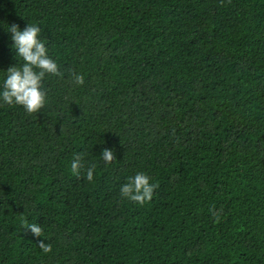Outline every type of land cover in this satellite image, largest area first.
I'll return each instance as SVG.
<instances>
[{
	"label": "trees",
	"instance_id": "1",
	"mask_svg": "<svg viewBox=\"0 0 264 264\" xmlns=\"http://www.w3.org/2000/svg\"><path fill=\"white\" fill-rule=\"evenodd\" d=\"M0 21L38 23L60 71L39 112L0 105V264H264V0H0ZM137 171L144 205L119 196Z\"/></svg>",
	"mask_w": 264,
	"mask_h": 264
},
{
	"label": "clouds",
	"instance_id": "2",
	"mask_svg": "<svg viewBox=\"0 0 264 264\" xmlns=\"http://www.w3.org/2000/svg\"><path fill=\"white\" fill-rule=\"evenodd\" d=\"M7 28L5 30L4 25ZM0 28L11 41L9 47L15 53L16 64L0 71V105L18 106L27 114L39 112L47 102V92L43 81L49 76H59V65L49 54L45 39L41 38V27L38 23H27L20 29L15 23L7 24L0 21ZM75 84L83 82L80 73H72ZM100 159L109 163L114 159L113 152L103 148ZM71 172L80 175L84 171V178L91 182L94 177L95 165L87 168L82 163L80 154L74 155L70 163ZM156 184L150 182L149 176L142 171L134 172L125 177L119 186V196L129 202L144 205L153 197ZM27 229L34 236L41 237L42 227L37 223H30ZM38 247L42 253H49L51 245L41 240Z\"/></svg>",
	"mask_w": 264,
	"mask_h": 264
}]
</instances>
